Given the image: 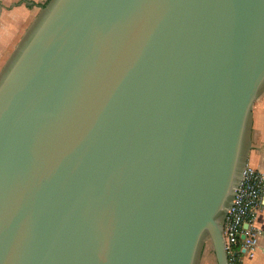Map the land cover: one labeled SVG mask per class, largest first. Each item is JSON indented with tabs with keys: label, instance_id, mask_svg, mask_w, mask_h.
I'll list each match as a JSON object with an SVG mask.
<instances>
[{
	"label": "water",
	"instance_id": "water-1",
	"mask_svg": "<svg viewBox=\"0 0 264 264\" xmlns=\"http://www.w3.org/2000/svg\"><path fill=\"white\" fill-rule=\"evenodd\" d=\"M263 93L264 0H50L0 74V264H229Z\"/></svg>",
	"mask_w": 264,
	"mask_h": 264
},
{
	"label": "crops",
	"instance_id": "crops-1",
	"mask_svg": "<svg viewBox=\"0 0 264 264\" xmlns=\"http://www.w3.org/2000/svg\"><path fill=\"white\" fill-rule=\"evenodd\" d=\"M49 1L0 0V74ZM246 166L264 176V93L252 108ZM255 223L261 234L253 257L243 258L242 264H264V197L256 211ZM207 257L200 264H216L213 253Z\"/></svg>",
	"mask_w": 264,
	"mask_h": 264
},
{
	"label": "built area",
	"instance_id": "built-area-1",
	"mask_svg": "<svg viewBox=\"0 0 264 264\" xmlns=\"http://www.w3.org/2000/svg\"><path fill=\"white\" fill-rule=\"evenodd\" d=\"M263 197V174L246 166L242 179L235 189L232 203L221 221L229 264H242L243 258L253 257L261 234L255 223L256 211ZM244 225H247L246 229L243 228ZM241 236L244 238L241 239Z\"/></svg>",
	"mask_w": 264,
	"mask_h": 264
},
{
	"label": "rangeland",
	"instance_id": "rangeland-1",
	"mask_svg": "<svg viewBox=\"0 0 264 264\" xmlns=\"http://www.w3.org/2000/svg\"><path fill=\"white\" fill-rule=\"evenodd\" d=\"M212 253V250H211V246H210V243L208 241L205 242L204 244V248H203V251H202V254H201V257H200V261H199V264L200 263H203V260H206L208 257L209 254ZM245 257V256H244ZM248 259V258H246ZM244 259V261L246 260Z\"/></svg>",
	"mask_w": 264,
	"mask_h": 264
},
{
	"label": "trees",
	"instance_id": "trees-1",
	"mask_svg": "<svg viewBox=\"0 0 264 264\" xmlns=\"http://www.w3.org/2000/svg\"><path fill=\"white\" fill-rule=\"evenodd\" d=\"M45 6V5H44Z\"/></svg>",
	"mask_w": 264,
	"mask_h": 264
}]
</instances>
